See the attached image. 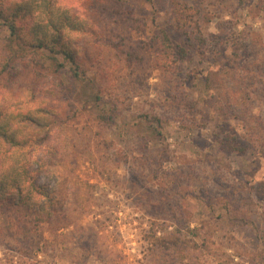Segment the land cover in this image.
Segmentation results:
<instances>
[{
	"label": "rangeland",
	"instance_id": "1",
	"mask_svg": "<svg viewBox=\"0 0 264 264\" xmlns=\"http://www.w3.org/2000/svg\"><path fill=\"white\" fill-rule=\"evenodd\" d=\"M127 1L56 0L82 79L0 27V115L44 120L14 126L49 192L0 206V264H264V0ZM185 32L202 54L159 47Z\"/></svg>",
	"mask_w": 264,
	"mask_h": 264
},
{
	"label": "trees",
	"instance_id": "2",
	"mask_svg": "<svg viewBox=\"0 0 264 264\" xmlns=\"http://www.w3.org/2000/svg\"><path fill=\"white\" fill-rule=\"evenodd\" d=\"M83 1L88 5L93 2V0ZM107 1L117 4L122 1L128 2L127 0ZM240 1L246 3L248 0ZM88 5L85 8L89 10ZM103 9L108 12L116 9L114 11L118 18L121 17L122 10L119 6L112 8V11L107 7ZM75 18L77 21L73 20L70 13H62L56 5V0H45L44 2L42 0H0V27L9 33L11 43L19 40L22 37L21 33L27 31L32 37L29 47L33 48V53L40 65L51 61L57 67L69 66L74 76L82 79L86 76V72L82 70L77 59V48L69 39L68 32L83 30L85 22H78L81 21L79 15H75ZM185 35L184 42H174L163 33L158 45L176 60L185 61L190 58V51L195 50V41L199 39L201 46L196 47V50L201 49L199 52L202 54L208 45L206 35L197 38L192 37L189 32H185ZM0 66L1 78L7 70L11 69V61L0 63ZM21 123L32 129H41L46 126L44 120L31 112H19L11 116L0 115V206L25 205L30 209L40 211L45 208L44 200H49V192L37 184L35 172L28 164L29 154L23 148L29 141L22 136L24 132L22 126H14ZM238 145L235 144L233 147L243 152L245 149ZM37 194H40L44 200L38 202L35 196Z\"/></svg>",
	"mask_w": 264,
	"mask_h": 264
}]
</instances>
